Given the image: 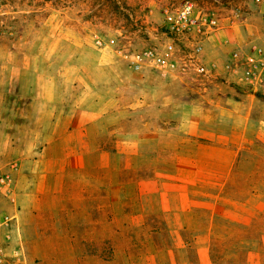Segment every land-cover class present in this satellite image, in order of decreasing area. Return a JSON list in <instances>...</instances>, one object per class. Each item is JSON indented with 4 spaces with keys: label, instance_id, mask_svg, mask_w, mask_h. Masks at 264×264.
I'll use <instances>...</instances> for the list:
<instances>
[{
    "label": "rangeland",
    "instance_id": "374dc122",
    "mask_svg": "<svg viewBox=\"0 0 264 264\" xmlns=\"http://www.w3.org/2000/svg\"><path fill=\"white\" fill-rule=\"evenodd\" d=\"M185 2L218 20V33L229 34L222 40L228 55L251 44L264 47L262 0H0V71H25L34 64L38 71L53 73L75 64L82 88L98 92L96 82L104 88L112 81L114 97L134 105L137 83L129 80L126 87L108 74L129 71L115 51L154 48L185 60L187 51L170 41L163 28L166 16ZM95 37L109 43V49L97 47ZM208 42L199 56L200 70L220 75L226 60L217 64ZM190 72L200 73L194 66L186 75ZM101 88L104 96L110 94ZM245 104L252 106L247 140L235 157L226 190L213 191L211 198L194 190L193 199L178 208L183 201L172 183L164 191L166 200L154 193L156 186L167 187V176L184 165L174 157L176 143L168 148L163 142L154 152L158 157L147 152L126 159L117 153L81 160L75 164L81 168L63 176V188L71 189L65 199L51 201L46 211L40 196L26 195L21 203L17 191L28 263L264 264V88ZM137 116L131 114V136ZM26 182L28 191L31 181ZM3 202L6 213L12 212Z\"/></svg>",
    "mask_w": 264,
    "mask_h": 264
},
{
    "label": "crops",
    "instance_id": "0c3cea01",
    "mask_svg": "<svg viewBox=\"0 0 264 264\" xmlns=\"http://www.w3.org/2000/svg\"><path fill=\"white\" fill-rule=\"evenodd\" d=\"M226 37L227 32L217 31L208 38L217 64L230 58L222 46ZM127 68L124 76L115 70L108 74L110 79L118 76L125 81L126 87L129 80L137 83L134 105L114 97L112 81L104 88L101 82L94 85L109 89L107 96L88 86L82 88L83 78L75 64L53 73L38 71L34 64L25 71H0V170L17 164L16 190H20L21 203L26 195L40 196L46 211L51 201L65 199V192L71 189L63 188V176L81 168H75L81 160L110 158L117 153L126 159L149 153L158 157L154 152L160 150L161 142L168 148L176 143L174 157L184 161L163 182L167 187L153 189L161 201L169 196L164 191L171 183L178 199L185 201L175 205L178 208L193 199L194 190L208 192L203 196L210 198L213 191L226 190L235 157L247 140L252 106L245 101H254L255 93L263 88L242 85L227 68L220 75L209 70L166 78ZM136 112L138 128L131 136V114ZM26 179L31 181L28 191ZM2 204L0 217L8 208Z\"/></svg>",
    "mask_w": 264,
    "mask_h": 264
},
{
    "label": "built area",
    "instance_id": "2783aa9c",
    "mask_svg": "<svg viewBox=\"0 0 264 264\" xmlns=\"http://www.w3.org/2000/svg\"><path fill=\"white\" fill-rule=\"evenodd\" d=\"M261 3L264 9V0ZM163 28L164 35L170 41L179 42L183 50L187 51L185 60L177 61L154 48L134 53L116 50L115 54L135 73L156 72L160 77L166 78L169 74L184 75L189 66H194L203 74L199 56L203 51L204 41L219 31L218 20L213 15L198 10L192 3L185 2L166 16ZM94 43L99 48L110 46L97 37ZM225 68L236 75L242 85L252 89L264 88V47L251 44L245 51H233ZM17 173L16 163H10L0 170V204L5 201L12 207V212L0 217V264H29L18 217Z\"/></svg>",
    "mask_w": 264,
    "mask_h": 264
}]
</instances>
